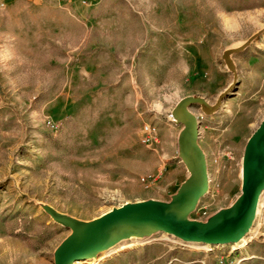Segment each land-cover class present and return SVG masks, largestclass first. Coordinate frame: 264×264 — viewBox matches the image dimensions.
Instances as JSON below:
<instances>
[{"label": "rangeland", "instance_id": "1", "mask_svg": "<svg viewBox=\"0 0 264 264\" xmlns=\"http://www.w3.org/2000/svg\"><path fill=\"white\" fill-rule=\"evenodd\" d=\"M262 28L264 0H0V264H55L71 229L40 202L92 220L126 202L169 200L189 175L173 108L188 95L213 104L233 83L214 114L191 107L210 177L191 217L205 220L234 202L246 143L264 119V32L234 55L236 82L222 56ZM51 43L67 56L47 71ZM65 88L88 101L54 130L44 106ZM105 113L111 121L97 126ZM146 124L156 127V142L143 141ZM261 201L239 246L249 254L264 243V194ZM170 237L133 238L76 264H165L167 256L154 261L142 249ZM174 247L170 264L192 253L200 256L190 264H217L230 248L205 255Z\"/></svg>", "mask_w": 264, "mask_h": 264}, {"label": "water", "instance_id": "2", "mask_svg": "<svg viewBox=\"0 0 264 264\" xmlns=\"http://www.w3.org/2000/svg\"><path fill=\"white\" fill-rule=\"evenodd\" d=\"M263 32L264 28L223 52L225 64L234 74V82L238 77L234 55L245 51ZM233 87L234 83L213 104L203 96L188 95L173 108V121L182 126L178 135V156L189 175L169 200L150 198L126 202L92 220L79 219L40 202L39 205L56 223L71 229L55 249L54 263L76 264L96 259L123 241L148 239L159 233L185 242L213 245L240 243L246 238L255 224L264 194V119L244 149L239 196L205 220L191 217L210 189L207 155L200 143L201 124L191 107L200 105L206 115H212L219 110Z\"/></svg>", "mask_w": 264, "mask_h": 264}, {"label": "crops", "instance_id": "3", "mask_svg": "<svg viewBox=\"0 0 264 264\" xmlns=\"http://www.w3.org/2000/svg\"><path fill=\"white\" fill-rule=\"evenodd\" d=\"M83 2L85 6H88L89 4L91 5L92 3V1L90 2L83 1ZM94 5L95 3H93V6ZM87 101H88L87 97L85 96L76 97L75 95H73L72 90H69V88H65L62 91H60L59 96L55 98L51 97L49 100H47L44 106L47 120L61 122L69 117L77 116L83 111V108L87 104ZM105 121H111V119L107 116L106 113L100 115L99 119L96 122V125L100 126ZM160 243H158V245L157 243H152L153 245L150 244L145 248H143L142 249L143 256L147 257L149 255L154 254V261H155L162 259L163 257H166L169 253H171L174 244L170 238ZM160 247L163 248L162 252H160L159 250ZM173 259L176 260L177 258L175 256H172L168 262H165V264L172 263Z\"/></svg>", "mask_w": 264, "mask_h": 264}, {"label": "built area", "instance_id": "4", "mask_svg": "<svg viewBox=\"0 0 264 264\" xmlns=\"http://www.w3.org/2000/svg\"><path fill=\"white\" fill-rule=\"evenodd\" d=\"M49 127L54 130H59L61 127L60 122L47 120ZM144 131L146 136L143 138L145 143H153L158 140V132L155 126L150 124H146L144 126ZM144 179V178H143ZM171 241L174 244V248H178L180 250H199L207 255L208 253H214L217 251V248L221 246L230 247L227 251H222L221 255H218L217 264H241L242 261L246 258L254 257L255 255H250L249 252H243L239 246H242L243 243L238 244H225V245H213V244H203V243H192V242H185L181 239H177L173 236L170 237ZM236 252H240L241 255H236Z\"/></svg>", "mask_w": 264, "mask_h": 264}, {"label": "trees", "instance_id": "5", "mask_svg": "<svg viewBox=\"0 0 264 264\" xmlns=\"http://www.w3.org/2000/svg\"><path fill=\"white\" fill-rule=\"evenodd\" d=\"M239 1H242V0H239ZM245 8H249V7H245ZM45 55L46 57L43 60L44 62L43 65L44 67H46L45 69L47 71H52L53 69L61 68V64L59 62L60 59L67 56L65 51H63V49L61 48V45L57 43L49 44V48L46 50ZM64 121L67 122V121H74V120H72V117H69L65 119ZM47 139L50 141L53 140V142L56 144V148L57 149L60 148L59 138L57 137L54 138L53 135H47ZM253 247L256 248V252L254 251L250 255H255V256L244 259L241 264H264V254L260 253V249H264V243L259 244V245L254 244ZM175 253L177 252L175 250H172L171 253L167 255L166 262H168ZM236 255H241V253L236 252ZM199 256H200V253H192V255L188 257L187 259L179 258V261H181L182 264H190V263H193Z\"/></svg>", "mask_w": 264, "mask_h": 264}, {"label": "bare ground", "instance_id": "6", "mask_svg": "<svg viewBox=\"0 0 264 264\" xmlns=\"http://www.w3.org/2000/svg\"><path fill=\"white\" fill-rule=\"evenodd\" d=\"M261 202H262V201H261ZM260 206H261V203H260ZM259 210H260V207H259ZM258 214H259V212H258ZM244 239H245V238H244ZM244 239H243V240H244ZM243 240H242V241H243ZM242 241L240 242V244L242 243ZM236 244H238V243H236ZM91 260H93V259H91Z\"/></svg>", "mask_w": 264, "mask_h": 264}]
</instances>
